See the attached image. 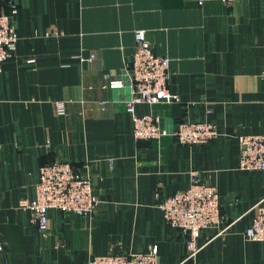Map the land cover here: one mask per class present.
<instances>
[{
  "label": "crops",
  "instance_id": "0c3cea01",
  "mask_svg": "<svg viewBox=\"0 0 264 264\" xmlns=\"http://www.w3.org/2000/svg\"><path fill=\"white\" fill-rule=\"evenodd\" d=\"M10 3L17 44L0 70V264H86L151 246L158 264H264V242L244 236L264 170L239 169L238 142L264 135V0H0V14ZM139 30L168 58L177 98L135 106L167 132L154 141L135 139L125 109ZM110 80L122 86L104 87ZM181 121H208L218 136L179 144ZM56 161L89 174L101 204L90 219L48 210L43 239L26 203L40 167ZM193 170L216 187L229 228L204 231L206 244L186 259L185 236L158 205L186 190Z\"/></svg>",
  "mask_w": 264,
  "mask_h": 264
},
{
  "label": "built area",
  "instance_id": "2783aa9c",
  "mask_svg": "<svg viewBox=\"0 0 264 264\" xmlns=\"http://www.w3.org/2000/svg\"><path fill=\"white\" fill-rule=\"evenodd\" d=\"M10 14H0V70L2 63L12 57L16 50L17 36L12 18L17 12L10 3ZM91 55L88 61H92ZM130 98L125 103L126 111L132 116L133 135L136 140H158L167 132L161 128L158 117L139 115L137 104H155L177 100L168 90L169 60L154 54L142 30L135 32V46L129 72ZM122 80H110L104 87L119 88ZM57 114H65L64 102H56ZM173 135L182 145H204L218 136L216 127L208 122H186L176 124ZM239 169L242 171L264 170V135L239 136ZM101 201L94 193L92 178L65 161L46 164L39 169L35 198L28 200L26 209L31 213L41 237L48 235L47 211L56 209L66 214L92 218ZM165 220L185 236L186 259L193 257L206 243L201 234L216 230L224 233L229 224L221 217L217 190L207 184L198 170L190 173V185L186 190L164 198L159 203ZM256 216L245 230L244 236L250 241L264 242V198L254 206ZM4 251L0 239V255ZM158 248L151 246L139 254H112L92 256L86 264H158Z\"/></svg>",
  "mask_w": 264,
  "mask_h": 264
}]
</instances>
